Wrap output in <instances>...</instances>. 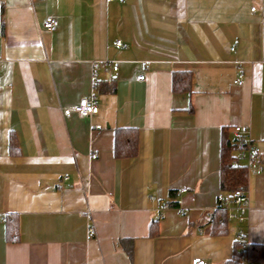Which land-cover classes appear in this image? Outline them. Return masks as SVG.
I'll return each instance as SVG.
<instances>
[{"label": "crops", "instance_id": "crops-1", "mask_svg": "<svg viewBox=\"0 0 264 264\" xmlns=\"http://www.w3.org/2000/svg\"><path fill=\"white\" fill-rule=\"evenodd\" d=\"M105 60L119 70L96 90ZM92 95L98 114L64 115ZM236 127L262 171L246 221L218 228ZM119 128L138 131L136 157H115ZM240 232L264 246V0H0V264H231Z\"/></svg>", "mask_w": 264, "mask_h": 264}, {"label": "trees", "instance_id": "trees-1", "mask_svg": "<svg viewBox=\"0 0 264 264\" xmlns=\"http://www.w3.org/2000/svg\"><path fill=\"white\" fill-rule=\"evenodd\" d=\"M191 72H176L173 76V91L178 93H185L191 91ZM96 90L100 89V81L96 85ZM115 85L112 86V92H115ZM139 134L133 128H119L115 130L114 155L117 159H132L138 154ZM11 151L17 149L16 140L10 139ZM238 150L234 138L231 139L226 131L223 133L222 149H221V189L223 193L232 195L237 190L246 188L248 169L247 165L237 163ZM175 205V203H173ZM221 215V216H218ZM223 220V222L221 221ZM215 227H226L227 212L223 208H219L218 212L214 214L212 221ZM7 227V239L9 241H16L18 238L17 222L11 217L5 218ZM246 247V251L241 249ZM245 256H249L251 261L256 264H264V246L253 245L246 241L236 239L235 243V257L231 264H242Z\"/></svg>", "mask_w": 264, "mask_h": 264}, {"label": "built area", "instance_id": "built-area-1", "mask_svg": "<svg viewBox=\"0 0 264 264\" xmlns=\"http://www.w3.org/2000/svg\"><path fill=\"white\" fill-rule=\"evenodd\" d=\"M114 1V0H111ZM256 9L253 8L252 12H255ZM59 26V22L56 18L48 17L44 22V28L48 31H53ZM116 46L122 47L123 44L121 41L115 43ZM119 70L118 65L105 60V61H93L92 62V73L91 78L94 87L98 84L101 74H109L111 72H117ZM140 80H144V76L139 77ZM238 85H243L244 77L242 74L238 76L236 80ZM74 112L83 117L94 116L99 113V100L96 95H92L89 98L81 99L76 107L73 109L64 110V115L67 118H70L71 113ZM101 127H97L100 129ZM234 140L238 150V159L237 163L243 161L246 162L247 169L250 172L260 174L262 171L261 168V152L259 147L256 145L255 141L251 137V132L249 128L236 127L234 129ZM97 158V155H93V159ZM218 205L219 208H223L227 212V220L231 221L237 219L239 222H245L247 215L251 209V197L247 188L237 190L232 195L221 192L218 195ZM90 214V211H88ZM209 220H214V214L209 215ZM223 222V220H221ZM89 233H94V228H89ZM238 239L241 241H247V237L243 232H240ZM242 252L246 251V247L241 249ZM192 264H207L204 259L196 258L193 260ZM242 264H256L249 256H245L242 260Z\"/></svg>", "mask_w": 264, "mask_h": 264}]
</instances>
